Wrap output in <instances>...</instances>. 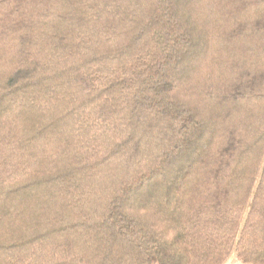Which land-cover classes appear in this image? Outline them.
Returning a JSON list of instances; mask_svg holds the SVG:
<instances>
[{
    "label": "trees",
    "instance_id": "obj_1",
    "mask_svg": "<svg viewBox=\"0 0 264 264\" xmlns=\"http://www.w3.org/2000/svg\"><path fill=\"white\" fill-rule=\"evenodd\" d=\"M0 264H264V0H0Z\"/></svg>",
    "mask_w": 264,
    "mask_h": 264
}]
</instances>
